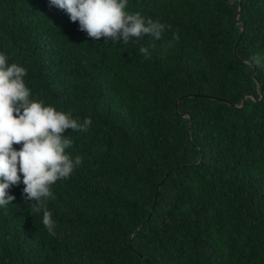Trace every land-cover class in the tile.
I'll use <instances>...</instances> for the list:
<instances>
[{
    "label": "trees",
    "instance_id": "1",
    "mask_svg": "<svg viewBox=\"0 0 264 264\" xmlns=\"http://www.w3.org/2000/svg\"><path fill=\"white\" fill-rule=\"evenodd\" d=\"M125 11L165 24L162 40L106 45L48 0H0V53L26 69L30 100L92 120L65 132L83 159L50 188L55 236L23 183L9 190L0 264H264V66L249 63L264 0Z\"/></svg>",
    "mask_w": 264,
    "mask_h": 264
},
{
    "label": "clouds",
    "instance_id": "2",
    "mask_svg": "<svg viewBox=\"0 0 264 264\" xmlns=\"http://www.w3.org/2000/svg\"><path fill=\"white\" fill-rule=\"evenodd\" d=\"M50 7L63 10L79 30L107 45L135 43L148 35L155 41L163 38L166 25L159 20L145 19L139 12L125 11L128 0H48ZM135 38V39H133ZM174 40L179 37L174 34ZM145 59L149 47L140 46ZM0 53V208L7 214L16 199L9 194L13 186L23 188L25 203L35 213H42V223L55 236L56 222L47 207L50 191L58 180H67L82 163V157L71 158L65 150L73 146L65 132H87L91 118L74 119L71 112L57 111L43 101L30 100V89L24 77L27 71ZM249 63L264 66V56L252 57ZM13 145H22L17 150ZM22 176V179H21Z\"/></svg>",
    "mask_w": 264,
    "mask_h": 264
},
{
    "label": "water",
    "instance_id": "3",
    "mask_svg": "<svg viewBox=\"0 0 264 264\" xmlns=\"http://www.w3.org/2000/svg\"><path fill=\"white\" fill-rule=\"evenodd\" d=\"M240 9H241V7H240V5H239V10H238V11H240ZM242 30H243V27H242Z\"/></svg>",
    "mask_w": 264,
    "mask_h": 264
}]
</instances>
